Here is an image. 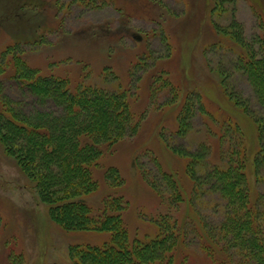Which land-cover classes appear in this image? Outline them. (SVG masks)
Returning a JSON list of instances; mask_svg holds the SVG:
<instances>
[{"label":"rangeland","instance_id":"1","mask_svg":"<svg viewBox=\"0 0 264 264\" xmlns=\"http://www.w3.org/2000/svg\"><path fill=\"white\" fill-rule=\"evenodd\" d=\"M260 7L264 11V2ZM230 27L264 57L257 42L263 34L259 12L248 0H0V97L19 105L22 115L29 109L32 116L55 113L51 100L41 101L22 86L35 80L34 71L50 81L67 80L73 89L124 90L135 132L100 143L92 174L97 186L80 199L97 209L104 198L122 195L123 223L133 240L153 233L160 222L176 221L177 259L183 254L190 264H213L200 245L208 235L227 247L233 263L244 264L218 230L222 199L197 185V178L240 148L252 190L264 195V179L252 166L261 145L256 121L264 109L246 77L233 70L242 50L227 36ZM11 55L26 63L32 77L12 72ZM219 69L233 83L223 82ZM166 81L173 86L169 93ZM185 103L191 106L188 124L179 126ZM15 157L0 141V264H72L71 246L107 239V230L64 227L70 217L40 197ZM199 163L204 171L198 167L191 175V165Z\"/></svg>","mask_w":264,"mask_h":264},{"label":"trees","instance_id":"2","mask_svg":"<svg viewBox=\"0 0 264 264\" xmlns=\"http://www.w3.org/2000/svg\"><path fill=\"white\" fill-rule=\"evenodd\" d=\"M248 1L259 12L263 34L259 36L257 42L263 51L264 11L260 6L264 1ZM225 12L223 9L218 15L222 16ZM229 29L233 30H228L230 33L227 36L242 50L237 54L235 59L237 65L233 70L246 77L259 105L264 109V57L257 56L253 47L248 49L244 42H240L234 28ZM215 30L224 32L218 28ZM1 55L8 63L9 59ZM10 59L14 74L32 77L29 76L30 70L21 58L11 55ZM1 68L4 66L0 64ZM37 72H33L35 80H24L22 86L29 89H25L27 93L41 101L51 100L55 113L32 116L29 109L22 115L19 105L8 104L4 97H0V141L7 154L16 156L14 160L22 172L36 183L40 197L51 200L56 208H60L70 217L63 221L64 227L75 226L84 231L107 230L108 237L101 245L86 243L71 246L69 249L71 263L190 264L183 254L177 259L178 245L181 241L176 221L171 222L167 218L168 220L156 226L153 233L133 240L123 223L126 202L122 195L104 198L97 209L80 199V196L88 195L97 186L92 174L102 152L103 147L100 143L110 145L135 132L136 124L127 104L126 92L121 89L82 86L79 88V85L73 89L68 86L67 80L52 78L50 81L47 77L38 76ZM219 72L223 82L233 83V78H228L226 71L219 69ZM164 85L167 93L173 90L168 81L164 82ZM174 93L175 98L176 90ZM190 107L189 103H185L181 109L183 114H178L179 126L184 121L186 125L188 124ZM8 115L18 120L14 122ZM5 116H8L7 122L12 124L4 126V129L1 120ZM256 122L260 129L261 145L252 166L253 171L258 176L261 175L263 180L264 118H259ZM221 162L224 164L213 165L210 171L197 178L199 179L197 185L200 189L207 185L211 192L222 199L224 213L217 227L224 236L230 238L229 247L242 255L244 259L242 263L245 264L246 261V264H264V195H255L249 184L250 172L244 151L241 154L240 148L231 150L226 160ZM198 167L201 172L204 171L202 163L197 166L191 165V175L195 176L193 170H197ZM113 172L117 173L114 169H110L108 173ZM171 189L173 198L179 200V190L173 183ZM207 237L208 241L201 240V250L213 264H240L239 261L233 263L226 246L214 241L212 236ZM212 240L218 251L211 246Z\"/></svg>","mask_w":264,"mask_h":264}]
</instances>
